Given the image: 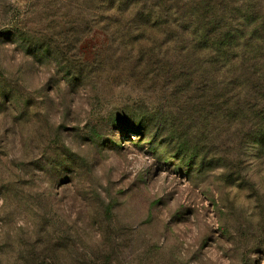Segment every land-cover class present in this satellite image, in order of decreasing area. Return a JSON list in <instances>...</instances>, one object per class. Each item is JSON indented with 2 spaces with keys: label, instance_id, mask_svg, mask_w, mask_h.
Masks as SVG:
<instances>
[{
  "label": "rangeland",
  "instance_id": "1",
  "mask_svg": "<svg viewBox=\"0 0 264 264\" xmlns=\"http://www.w3.org/2000/svg\"><path fill=\"white\" fill-rule=\"evenodd\" d=\"M131 3L0 0V264H264V28L229 74Z\"/></svg>",
  "mask_w": 264,
  "mask_h": 264
},
{
  "label": "trees",
  "instance_id": "2",
  "mask_svg": "<svg viewBox=\"0 0 264 264\" xmlns=\"http://www.w3.org/2000/svg\"><path fill=\"white\" fill-rule=\"evenodd\" d=\"M125 1L132 3L122 12V24L140 33L136 39L155 47L163 35L176 49L193 52L205 63L229 74L257 53V47L250 50V56L242 53L245 29L235 26L233 17L242 15L251 38L255 37L264 28V0H151L149 4ZM141 50L144 55H155L147 45Z\"/></svg>",
  "mask_w": 264,
  "mask_h": 264
}]
</instances>
